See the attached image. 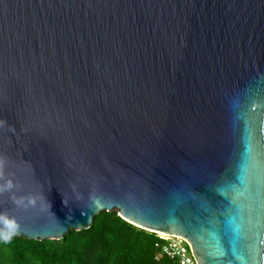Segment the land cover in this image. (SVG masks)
Listing matches in <instances>:
<instances>
[{"label":"water","instance_id":"water-1","mask_svg":"<svg viewBox=\"0 0 264 264\" xmlns=\"http://www.w3.org/2000/svg\"><path fill=\"white\" fill-rule=\"evenodd\" d=\"M113 210L264 264V0H0V231Z\"/></svg>","mask_w":264,"mask_h":264},{"label":"trees","instance_id":"trees-1","mask_svg":"<svg viewBox=\"0 0 264 264\" xmlns=\"http://www.w3.org/2000/svg\"><path fill=\"white\" fill-rule=\"evenodd\" d=\"M157 233L102 211L88 229L72 228L60 240L13 237L0 242V264H177L160 254Z\"/></svg>","mask_w":264,"mask_h":264},{"label":"built area","instance_id":"built-area-1","mask_svg":"<svg viewBox=\"0 0 264 264\" xmlns=\"http://www.w3.org/2000/svg\"><path fill=\"white\" fill-rule=\"evenodd\" d=\"M160 237V254L174 259L177 264H198L194 257L193 251L188 240L182 236L174 234L157 233Z\"/></svg>","mask_w":264,"mask_h":264},{"label":"clouds","instance_id":"clouds-1","mask_svg":"<svg viewBox=\"0 0 264 264\" xmlns=\"http://www.w3.org/2000/svg\"><path fill=\"white\" fill-rule=\"evenodd\" d=\"M0 220H3V222L5 224H10L11 223L10 220H7V219H5L3 217H0ZM0 238H3L5 241H7V240L11 239V236L10 235H5L2 231H0Z\"/></svg>","mask_w":264,"mask_h":264}]
</instances>
